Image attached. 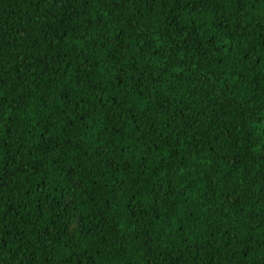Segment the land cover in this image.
<instances>
[{"label": "trees", "instance_id": "trees-1", "mask_svg": "<svg viewBox=\"0 0 264 264\" xmlns=\"http://www.w3.org/2000/svg\"><path fill=\"white\" fill-rule=\"evenodd\" d=\"M0 264H264V0H0Z\"/></svg>", "mask_w": 264, "mask_h": 264}]
</instances>
